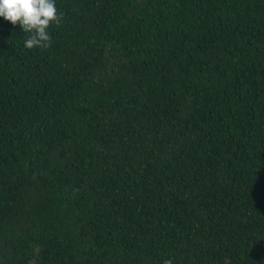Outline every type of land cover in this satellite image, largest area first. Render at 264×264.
I'll list each match as a JSON object with an SVG mask.
<instances>
[{
  "label": "trees",
  "instance_id": "16d2710c",
  "mask_svg": "<svg viewBox=\"0 0 264 264\" xmlns=\"http://www.w3.org/2000/svg\"><path fill=\"white\" fill-rule=\"evenodd\" d=\"M0 17V264H264V0H56Z\"/></svg>",
  "mask_w": 264,
  "mask_h": 264
},
{
  "label": "clouds",
  "instance_id": "9594fccd",
  "mask_svg": "<svg viewBox=\"0 0 264 264\" xmlns=\"http://www.w3.org/2000/svg\"><path fill=\"white\" fill-rule=\"evenodd\" d=\"M0 17L27 34L24 47L48 49L52 44L49 29L59 27L64 15L56 7V0H0ZM161 264H173L171 258Z\"/></svg>",
  "mask_w": 264,
  "mask_h": 264
}]
</instances>
